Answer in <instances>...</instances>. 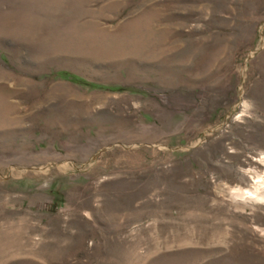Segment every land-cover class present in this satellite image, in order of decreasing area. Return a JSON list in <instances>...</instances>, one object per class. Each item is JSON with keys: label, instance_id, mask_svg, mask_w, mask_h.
<instances>
[{"label": "rangeland", "instance_id": "1", "mask_svg": "<svg viewBox=\"0 0 264 264\" xmlns=\"http://www.w3.org/2000/svg\"><path fill=\"white\" fill-rule=\"evenodd\" d=\"M0 264H264V0H0Z\"/></svg>", "mask_w": 264, "mask_h": 264}, {"label": "trees", "instance_id": "2", "mask_svg": "<svg viewBox=\"0 0 264 264\" xmlns=\"http://www.w3.org/2000/svg\"><path fill=\"white\" fill-rule=\"evenodd\" d=\"M62 78H67L71 83L76 84L78 86H82V87H88V88H95V89H101L100 87H96L94 85H90L88 83H85L84 81L76 78V77H70L68 75H63Z\"/></svg>", "mask_w": 264, "mask_h": 264}, {"label": "bare ground", "instance_id": "3", "mask_svg": "<svg viewBox=\"0 0 264 264\" xmlns=\"http://www.w3.org/2000/svg\"><path fill=\"white\" fill-rule=\"evenodd\" d=\"M253 197V196H252Z\"/></svg>", "mask_w": 264, "mask_h": 264}]
</instances>
